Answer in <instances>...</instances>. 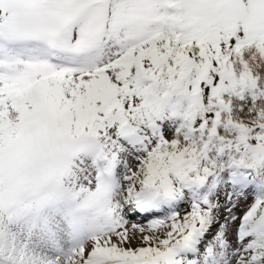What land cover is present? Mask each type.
<instances>
[{
  "label": "snow or ice",
  "instance_id": "6c2138e0",
  "mask_svg": "<svg viewBox=\"0 0 264 264\" xmlns=\"http://www.w3.org/2000/svg\"><path fill=\"white\" fill-rule=\"evenodd\" d=\"M0 264H264V0H0Z\"/></svg>",
  "mask_w": 264,
  "mask_h": 264
}]
</instances>
